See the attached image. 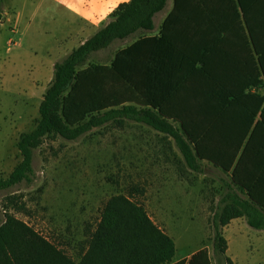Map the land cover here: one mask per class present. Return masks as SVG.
I'll return each mask as SVG.
<instances>
[{
	"label": "trees",
	"instance_id": "16d2710c",
	"mask_svg": "<svg viewBox=\"0 0 264 264\" xmlns=\"http://www.w3.org/2000/svg\"><path fill=\"white\" fill-rule=\"evenodd\" d=\"M260 1L174 0L159 36L138 38L109 63H89L114 41L153 29L168 0L120 3L93 35L55 62L40 118L20 133L22 160L0 177V192L31 184L34 150L48 136L76 140L109 123H142L171 137L191 170L203 172L204 161L221 170L224 192L212 217V254L205 246L173 261V238L141 203L118 194L104 206L79 262L6 208L0 214V264H236L223 227L244 217L250 227L264 229V56L251 21ZM2 5L0 0V31ZM234 32L246 46L242 71L234 67L227 38ZM251 42L259 53L255 74Z\"/></svg>",
	"mask_w": 264,
	"mask_h": 264
},
{
	"label": "rangeland",
	"instance_id": "374dc122",
	"mask_svg": "<svg viewBox=\"0 0 264 264\" xmlns=\"http://www.w3.org/2000/svg\"><path fill=\"white\" fill-rule=\"evenodd\" d=\"M15 9L23 13L17 34ZM2 16L0 57L10 34L19 42L12 46L11 67L7 64L0 73V177L7 178L22 160L20 133L35 127L40 101L53 78L51 66L40 71L41 61L54 53L62 32L73 25L50 0H3ZM124 45L116 40L88 62L109 63ZM63 57H53L51 63ZM203 168L201 173L191 170L171 137L133 121L109 123L76 140L48 136L34 150L33 182L0 192V214L7 208L79 262L107 201L124 194L141 203L173 238V261H178L202 247L212 249V217L224 192L223 174L207 161ZM260 243L252 241L253 257L250 262L242 258L241 264H259L255 261L264 252ZM232 248L241 251L234 243Z\"/></svg>",
	"mask_w": 264,
	"mask_h": 264
},
{
	"label": "crops",
	"instance_id": "0c3cea01",
	"mask_svg": "<svg viewBox=\"0 0 264 264\" xmlns=\"http://www.w3.org/2000/svg\"><path fill=\"white\" fill-rule=\"evenodd\" d=\"M52 3V6L55 8H59L60 11H63V13L67 14L69 18H67V21L73 25V28L68 32H62V36L58 38V43L56 45L54 53L48 54V57L41 61L40 64V71L46 69V67L51 66L53 70L54 62L51 63V58L57 57L61 54L64 55V57L75 47L80 45L84 40L89 38L91 35H93L99 28V26L102 24L103 21L107 20L110 13L122 2L128 1V0H50ZM171 1V2H170ZM174 5V0H168L166 7L161 10L160 12L156 13L154 16V28L151 30H139L132 35H130L127 38H124L122 40L125 41V45L121 48H124L130 44H132L135 40H137L140 37L143 36H159L162 29V24L166 17L169 15V13L172 11ZM16 8V7H15ZM15 29L14 34H17L19 32V21L23 16V13L20 10L15 9ZM252 25L254 27V32L256 35V40L259 43L260 46V54L264 56V0L260 1L256 7L253 9L252 12ZM159 16V19L157 20V17ZM27 16H25L26 18ZM4 23H1V30L3 28ZM13 31V30H12ZM1 33V31H0ZM11 33V32H10ZM237 33V32H236ZM234 34L232 36H227L229 39L228 42H233V62L234 67L237 68V70L242 71L243 68V62L242 57H246V46L243 45L242 47V36L240 34L236 35ZM227 41L226 43L229 44ZM19 43L18 40H15L13 36L10 34L7 37V42L4 45V54L0 57V73L3 69L6 68V65L8 64V67H11V62L13 63V44ZM252 54L255 58V64H254V74L257 71L258 67V57L259 53L256 48H254L253 43H250ZM243 50V51H242ZM243 52V53H242ZM63 57V58H64ZM250 60L249 64V73H252V61ZM234 72V70H232ZM0 75V83L1 77ZM251 92L256 91V87H252ZM257 92V91H256ZM260 93L264 95V85H262L260 89ZM260 115H257L255 119L254 125L259 120ZM253 125V127H254ZM252 127V129H253ZM251 129V130H252ZM223 234L228 240V249L227 254L234 260L236 264H241L240 260L242 258L245 259L246 262H250V259L253 257V254L251 255V248H252V241H258L261 242L260 244H264V229H256L253 227H250L244 217H238L232 219L227 225L223 227ZM232 243H234L235 246H238V248L241 249V251L237 248H232ZM264 249V246H261ZM243 262V261H242ZM256 263H262L264 262V252L261 253V255L256 259ZM243 264V263H242Z\"/></svg>",
	"mask_w": 264,
	"mask_h": 264
}]
</instances>
